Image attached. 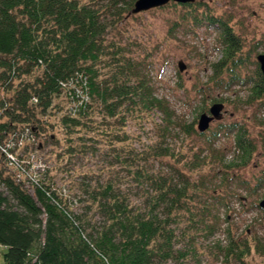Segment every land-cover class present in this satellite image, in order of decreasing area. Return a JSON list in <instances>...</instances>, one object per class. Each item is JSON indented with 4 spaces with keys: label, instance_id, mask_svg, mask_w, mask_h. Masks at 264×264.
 <instances>
[{
    "label": "trees",
    "instance_id": "trees-1",
    "mask_svg": "<svg viewBox=\"0 0 264 264\" xmlns=\"http://www.w3.org/2000/svg\"><path fill=\"white\" fill-rule=\"evenodd\" d=\"M134 1L109 0L105 8H98L94 0H0V160L6 167L0 169L2 264H178L190 253L182 248L181 239L208 238L223 224L228 237L225 254H237L242 261L249 253L247 239L231 238L229 221L232 200H240L238 190H264V169L249 179L238 174L257 153V145L237 122H218L200 132L194 127L197 119L176 124L180 132L201 138L202 150L182 154L163 145L175 125V111L167 99L154 95L148 76L152 59L133 56L126 43L107 32L131 14ZM167 6L181 10L173 27L188 23L206 30L213 27L218 33L221 56L211 65L206 82L192 85L193 92L204 100L217 88L221 92L247 87V102L255 101L264 109V81L256 61L263 39L249 43L230 15L215 12L205 0L169 1L155 8ZM101 63L110 72L102 74ZM177 76L181 78V73ZM177 87L185 88L181 81ZM210 99L200 105L201 113L217 102L215 97ZM96 110L101 122L120 114L124 122L126 113L136 112L153 118L159 112L161 122L155 126L160 142L146 152L144 160L168 161L166 171L126 163L132 177L150 188L144 202L136 203L113 180L100 185L97 181L93 188L79 186L90 201L76 213L74 205L81 199L62 194L52 177L39 176L29 160L33 152L42 151L57 128L69 134L64 140L66 153L84 155L90 148L77 134L91 127ZM93 129L108 136V146L122 140L114 128ZM71 134L80 142V151ZM225 138L233 141L230 151L236 154L231 159L226 148L217 145ZM30 146L33 150L27 155L17 153ZM23 175L36 176L32 182L27 179L31 192ZM259 202L256 207L264 208ZM255 241L264 264V236ZM192 255L196 257L195 252Z\"/></svg>",
    "mask_w": 264,
    "mask_h": 264
},
{
    "label": "rangeland",
    "instance_id": "rangeland-1",
    "mask_svg": "<svg viewBox=\"0 0 264 264\" xmlns=\"http://www.w3.org/2000/svg\"><path fill=\"white\" fill-rule=\"evenodd\" d=\"M94 1L96 3L94 5L98 8H105L109 3V0ZM205 1L215 12L223 13L226 17L230 15V20H234L233 22L237 24L238 33L242 37L245 36L249 43L253 39H263L257 53H264V0ZM180 12L178 7L167 6L127 15L123 21L119 22L118 20L116 26L107 31L108 36L126 43L127 48H131L133 56L147 55L152 59L148 68V76L154 87V95L167 99L175 111V125L165 137L164 146L167 145L175 152L178 151L182 154L202 150V139L193 134L187 135L180 132L176 123L188 124L194 119H198L202 112L200 105L204 102V104H208L210 98L215 97L216 101L224 104L223 115L219 121H213L209 127L215 126L218 122H237L240 126L248 129L257 145V153L254 154L250 163L239 168L238 174L240 173V177L243 179L259 175L264 169V142L262 140L264 109L255 101L247 102L249 96L247 87L233 86L229 90H220L221 92L217 88L204 100H202L201 94L193 92L192 85H203L207 77L211 75L210 67L220 58L221 47L217 41V30L213 27L206 30L202 26L191 27L188 23L183 28L173 27L172 25L178 19ZM114 17L116 16H112V18ZM247 49L248 47L244 50L247 51ZM127 56L131 57L128 54ZM179 62L184 66L182 71H179ZM100 71L105 74L110 72V68L101 63ZM177 73H181V78L177 76ZM178 81L183 83L184 89L177 87ZM118 117L107 118L101 122L102 116L97 110L93 113L91 127L82 128L77 134L83 137L84 144L90 148L84 155L76 152L70 157L66 153L68 141L64 140L65 137H69V134L60 128L54 130L55 133L51 139L44 141L42 151L33 152V158L32 154L30 155L29 162L39 176H51L53 185L60 188L62 194L69 195L75 200L81 199L74 205L76 213L84 211L87 201H90L88 195L82 193L79 186L88 184L93 188L97 181L100 185L113 180L120 191L131 195L136 203L144 202L150 195V188L132 177L131 172L133 171L128 170L127 162L134 163L135 167L144 166L145 168L147 166L148 171L151 169L166 171L168 159L144 160L147 151L160 142L158 128L155 126V123L161 122L160 113L157 112L153 118L150 116L147 119H145V114L126 113L124 122ZM105 122L109 126L102 124ZM95 125L99 129L106 128L112 131L114 128L115 131L118 130L119 138L122 140L108 146L106 144L109 142L108 136L103 133L98 134L95 129L91 130L96 127ZM194 127L197 128V120ZM123 135H126V138ZM71 136L75 141L76 150L80 151V142L77 141L74 134ZM232 144L231 138L220 139L217 142L218 146L226 148L228 159L236 154L234 150L230 151ZM32 148V146L27 149L21 148L17 150V153L22 154L24 151L27 155ZM58 155L59 157H56ZM41 160L45 163V167H48L47 169L41 170L39 165V163H43ZM3 168L6 167L0 160V169ZM22 177L25 187L31 192V178L36 179V176L31 175L27 178L23 175ZM27 179H30L28 180L30 182H27ZM219 190L221 189L219 188ZM263 191L256 190L249 193L245 189H240L237 192L240 200L231 202L232 219L229 221V227L233 233L231 238L239 241L247 239L251 245L249 253L242 258V261L236 258L237 254L232 256L225 254L223 248L228 243V237L225 230L227 224H223L215 235L208 238L196 235V239L194 238L192 242L181 239L182 248H186L190 253L185 261H179L178 264H262L263 256L255 250L257 241L255 239L264 236V208L256 207L258 202L264 198ZM90 213H92L91 210ZM94 217L97 219L95 214ZM190 242L191 244L188 246ZM193 252L196 257L192 255ZM0 264H2L1 258Z\"/></svg>",
    "mask_w": 264,
    "mask_h": 264
},
{
    "label": "water",
    "instance_id": "water-1",
    "mask_svg": "<svg viewBox=\"0 0 264 264\" xmlns=\"http://www.w3.org/2000/svg\"><path fill=\"white\" fill-rule=\"evenodd\" d=\"M169 1H174V2H180V3H185V2H193L195 0H135L133 3V7L130 11L131 14H135L138 12L146 11L151 8L159 7L162 5H165ZM256 59L259 63V68L263 76V81H264V53H260L256 56ZM179 70L182 71L184 66L179 62ZM223 109V104L222 103H214L210 106L209 108V114L202 113L200 114L197 122V128L200 132H203L206 130L209 126V123L213 121L214 119H220L222 117L221 111ZM262 206H264V201L260 203Z\"/></svg>",
    "mask_w": 264,
    "mask_h": 264
},
{
    "label": "built area",
    "instance_id": "built-area-1",
    "mask_svg": "<svg viewBox=\"0 0 264 264\" xmlns=\"http://www.w3.org/2000/svg\"><path fill=\"white\" fill-rule=\"evenodd\" d=\"M26 136V135H25ZM32 141H34V138L32 137V139H31ZM22 139H19V141H18V144H22ZM35 143H36V141H34ZM8 146V145H7ZM3 151H5V149L4 148H1ZM7 156L9 157V159L12 161V162H17V160L11 155V154H7ZM31 157L33 158L34 157V154L32 153V155H31ZM37 157V156H36ZM37 160H38V158H37ZM34 161H35V159H34ZM42 161V160H41ZM43 162V161H42ZM44 163V162H43ZM43 163H39V165H40V168H41V170H44L45 169V163L43 164Z\"/></svg>",
    "mask_w": 264,
    "mask_h": 264
}]
</instances>
